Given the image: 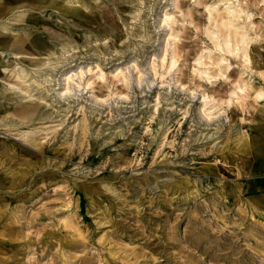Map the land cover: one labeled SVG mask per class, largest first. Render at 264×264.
<instances>
[{"label": "rangeland", "instance_id": "obj_1", "mask_svg": "<svg viewBox=\"0 0 264 264\" xmlns=\"http://www.w3.org/2000/svg\"><path fill=\"white\" fill-rule=\"evenodd\" d=\"M49 1L19 8L6 0V35L17 33L14 18L33 13L25 31L40 36L37 47L55 51L16 59L31 65L58 58L53 76L93 63L89 77L98 64L105 78L94 75L92 90L61 99L54 80L45 85V103L37 91L27 98L10 88L28 83L0 69V264H264V98L239 94L245 99L227 102L232 81L246 70L241 59L230 60L227 80L205 82L196 72L197 56L213 48L205 7L223 11L227 0H178L179 10L171 0H78L71 13ZM235 6L250 17L244 23L253 71L242 77L264 90V0ZM164 11L175 12L179 71L161 66L171 38L160 21ZM154 58L156 73H146ZM133 60L145 69L140 86L113 76ZM207 88L218 103L205 120L198 110ZM90 95L107 103L96 105Z\"/></svg>", "mask_w": 264, "mask_h": 264}, {"label": "bare ground", "instance_id": "obj_2", "mask_svg": "<svg viewBox=\"0 0 264 264\" xmlns=\"http://www.w3.org/2000/svg\"><path fill=\"white\" fill-rule=\"evenodd\" d=\"M15 1H16L15 3L17 5H19L18 6L19 8H24L28 4V0H15ZM195 1L198 2L199 0H195ZM218 1L221 4L223 3L222 0L221 1L218 0ZM171 2H172L173 9L179 10L178 9V0H171ZM236 2H237V0H233V1L227 0V2H225V4H224L225 7L222 8L223 11L217 9L216 3L213 6L205 7V9H207V11H208V22H209L208 25H209V27L207 26L206 28H204V29H206L204 31L206 32L205 34L208 37L207 39H209L212 42L213 48H206L205 50H203L201 52V54L197 56L198 58L195 61V63L198 66H201V68L196 70L197 76L202 77L205 82H211V81H216V80H221V79H226V80L229 79L228 78L229 76H226V74L232 65L230 60L231 59L233 60L235 58L242 60V62H243L242 66L246 68L245 71L249 70L250 73H252V71H253L251 68V58H250V43L252 42L251 41L252 39L250 37V32H249V28H248L249 23H247V25H245L246 23H244L245 22L244 19H246V18L249 19L250 17H249V15L245 14V11L243 9L237 8L235 6ZM60 3H61L60 0H50L48 2V7L52 8V9H56V10H62V11H65L66 13H71L72 11L79 8V6H76V4L79 3L78 0H75V1L74 0H68V1H66L64 6H61ZM11 7L12 6L9 3H7L6 0H0V20H4V18L6 16L5 15L6 8H9L11 10ZM31 7H33V5ZM33 8H35V7H33ZM172 12L169 13L167 11H164L160 17V21L162 22V27H163V25H165V27H168V29L171 30V32L169 31L170 34H168L169 36L167 37V38H169V37H171V38H169L168 40L166 39L163 56L160 59L162 62L161 66L165 67L169 71L176 69V66L178 63V58H179V52H180V48H181L177 43H175V41L177 40V34L172 33L173 29L171 28V26H173V25L170 26V24L175 23V17H174L175 12L174 13H172ZM27 13L28 12H24V13L20 14L19 16H17L16 18L13 19L16 22V24H14L13 27L16 28L15 30H17V33H13L11 38L8 35H6V32L7 33L12 32V31H10V28H8L9 24L4 25L0 22V69L4 73H6L9 78H14L18 81H21L19 83H28V87L25 89H23L25 86L22 87L23 86L22 85L20 87L18 85V83H17V85L19 87L14 86V85H10L8 83V86H10V88L16 87V90L23 93L24 95H27V98H31V97L33 98V96L31 95V92L37 91L38 100L46 103L48 101L47 100L48 97H47L46 93L50 92L48 87H50L51 85L48 87H46L45 85L53 83L54 80H55L54 82H57L56 84L59 88L57 89V91L55 90L53 95H56L57 98L61 99L62 97H65L66 95H69L70 93L75 94L76 91H78V93L79 92L81 93L82 92V91H80L81 88H86V87H89L90 85H93V82H94L93 79L94 78H92V77H94V75H96V77L98 79H101V80L105 78V74L103 72L104 70H101L99 68L98 64H96V65L94 64L95 67H93V68L97 69V70H95L96 74L91 75L89 77H87L88 73L93 74L92 73L93 69H91V67H92L91 65H93V63L89 64V66L88 65H76V66L68 68V69H64V70L62 69V70L58 71L53 76L52 72L55 69L54 65H57L58 63L61 62V60H59L58 58H56L55 60L46 59L47 63H45L44 61L43 62H40V61L32 62L33 64H31V65H26L25 63H22L23 62L22 60H17L16 58L19 55L31 54V53L40 55V54H42L41 50H45L43 52V55H47L48 57H51L52 55H54V57H55V51L52 49H51L52 51H50L51 53L48 54L49 51H47V50H49V49H47L46 44L42 48L37 47V41L36 40H39L40 36H34L35 38L30 37L29 34L25 31V30L31 29L26 24V20L36 18L35 14H33V13L27 14ZM48 16L52 17L55 21H57L60 26L66 27L69 25L65 20L58 18L57 16H54L51 13H49ZM137 17H139V10L134 15L133 19H136ZM37 32H38V34L42 33L39 30ZM170 39H172L173 41L171 42ZM41 40L44 42L43 39H41ZM69 48H71V47L68 46V44L63 46L61 48L62 52H61L60 56L66 54L70 50ZM214 52L217 53L218 55L211 57L212 53H214ZM205 55H208L209 63H203L202 62V59H204ZM255 56H256V54H255ZM167 57H169V59H168L169 61H167ZM205 59H206V57H205ZM258 60L260 61V59H258ZM135 61H136V59H135ZM135 61L133 60V61H131L125 65H122L121 67H118L115 70V74L113 76L115 78L119 79L125 85L128 84L129 82L130 83L133 82L135 85L140 86V84L143 80V76L145 75V69H143V68L140 69L139 68L140 66L138 67L137 63H135ZM155 64H156L155 58L151 62H148V65H149L148 68L150 70L148 69V71H146V73H148L149 71L155 72L156 71ZM180 69L181 68H178V66H177L176 71H179ZM132 71L135 72L134 75L132 74ZM244 72H242V74ZM242 74L240 76H238V78L234 79V81H232V90L230 91V98L227 101L229 104L233 103L232 97H234V96L240 97V99H245L242 96H240L239 94H241V95L246 94V97H251L254 99V101L261 100L262 98H264V90H262V89H256L255 90L254 89L255 87L251 86L250 79H244L242 77ZM259 76L262 77V79H264V73L259 72ZM173 78L171 80H173ZM179 81L177 79L175 80V82L178 84H179ZM167 82H169V81H167ZM14 84H16V83L14 82ZM208 84H210V83H208ZM127 86H125V87H127ZM180 86H181V84H180ZM253 86H255V85H253ZM198 88H200V85L195 86V89H193L191 91V94H193L195 91H197ZM90 89L92 90V88H90ZM50 90H51V87H50ZM213 91H215V90L207 88L204 92H201V94H202V101H201L202 105H201V109H199L198 112H199L201 118H203L205 120L210 119L212 117L214 111L217 108L218 101H215V98L212 96V94H210ZM91 92H93V91H91ZM185 92H187V91H185ZM90 96H91V102L95 103L96 105L104 103L106 100L105 98L101 99V98H98V97L93 96V95H90ZM25 97H22L20 99H23ZM50 97H51V95L49 96V98ZM119 98L123 99L124 97L119 96ZM251 98H250V100H251ZM156 101H157V99H156ZM209 101H212V102L214 101L216 104H212L209 106ZM50 102H53V101L50 100ZM50 102H48V103H50ZM1 103L2 102H0V107H1ZM105 103H107V102H105ZM156 104H158V101L156 102ZM243 105H244V103H243ZM236 107L241 108L242 107L241 103L238 102ZM251 108H253V107H251ZM240 111H242V110H240ZM242 114H243V112L241 113V115ZM24 115L26 117H31V116H33V112H29V110H28L24 113ZM32 118H34V117H32ZM81 129H82V131L85 132L86 125L82 124ZM165 135H166V133H163L164 137H165ZM246 143H247V140L245 139L243 141V144H246ZM2 187H3V185L0 182V188H2Z\"/></svg>", "mask_w": 264, "mask_h": 264}]
</instances>
